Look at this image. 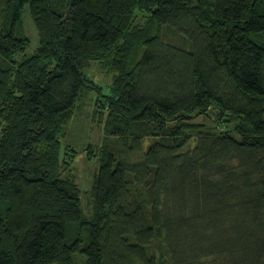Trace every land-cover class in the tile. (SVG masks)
I'll return each mask as SVG.
<instances>
[{"label":"trees","instance_id":"obj_1","mask_svg":"<svg viewBox=\"0 0 264 264\" xmlns=\"http://www.w3.org/2000/svg\"><path fill=\"white\" fill-rule=\"evenodd\" d=\"M91 90L87 217L63 138ZM0 264H264V0H0Z\"/></svg>","mask_w":264,"mask_h":264},{"label":"rangeland","instance_id":"obj_2","mask_svg":"<svg viewBox=\"0 0 264 264\" xmlns=\"http://www.w3.org/2000/svg\"><path fill=\"white\" fill-rule=\"evenodd\" d=\"M22 19L27 35L31 40L27 49V54H31L38 46V32L27 7L23 10ZM84 72L89 79L102 87L103 93L107 92L108 85H110L112 81V74H109L95 61H93L91 66L86 68ZM87 94L88 95L84 96L82 100L78 102L74 116L66 126V134L63 138V142L65 141V143L77 151L73 164L65 173H72L75 175L81 188L83 209L87 217H90L92 213V202L90 201L92 199L91 189L97 164L94 158L88 159L86 156V147L88 144H101L103 132L101 127H99L95 121H92L91 118L97 94L94 90H91ZM218 112L219 109L212 106L206 114L196 115L191 122L204 124L208 128L221 131L224 129L225 123L216 120ZM152 142H154V139L147 137L144 140L145 148ZM78 262L82 263V260L78 258Z\"/></svg>","mask_w":264,"mask_h":264},{"label":"water","instance_id":"obj_3","mask_svg":"<svg viewBox=\"0 0 264 264\" xmlns=\"http://www.w3.org/2000/svg\"><path fill=\"white\" fill-rule=\"evenodd\" d=\"M222 117V110L221 109H219V112H218V115H217V118H221Z\"/></svg>","mask_w":264,"mask_h":264}]
</instances>
